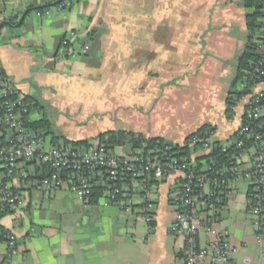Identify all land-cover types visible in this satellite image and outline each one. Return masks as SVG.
Instances as JSON below:
<instances>
[{"label": "crops", "instance_id": "0c3cea01", "mask_svg": "<svg viewBox=\"0 0 264 264\" xmlns=\"http://www.w3.org/2000/svg\"><path fill=\"white\" fill-rule=\"evenodd\" d=\"M158 2L168 10L166 0ZM54 4L56 0H0V23L10 18L15 22L0 28V68L22 95H35L54 106V90L61 88L62 77L86 92L90 84L96 96L104 90L92 85L99 81L105 91L140 89L139 43L141 34L150 39L156 33V0H76L61 9ZM46 5L47 13L34 10ZM186 8L184 3L183 10L168 14V113L187 107L190 99H205L217 107L222 121L227 89L246 41L248 8L241 0H200ZM143 18L149 26L141 31L134 23ZM71 31L80 36V42L72 40L79 54L65 58L60 42ZM257 89H264V82ZM241 115L242 107L221 132L213 118L179 119L175 127L168 121V141L181 144L206 123L216 127V138L226 140ZM173 185L170 176L155 186L152 226L142 219L136 195L131 205L120 207L103 196L88 203L66 188L50 193L23 190L22 206L0 218L17 238L11 255L0 243V264H183V239L170 232L175 219ZM246 214L245 185L233 183L216 227L227 234L232 264H264V221L254 239L247 232Z\"/></svg>", "mask_w": 264, "mask_h": 264}, {"label": "built area", "instance_id": "2783aa9c", "mask_svg": "<svg viewBox=\"0 0 264 264\" xmlns=\"http://www.w3.org/2000/svg\"><path fill=\"white\" fill-rule=\"evenodd\" d=\"M71 1L74 0H64L56 7L64 8ZM260 12L264 23V0ZM79 38L74 31L66 35L70 41L80 42ZM255 38L261 39L263 51L249 74L251 78H261L264 77V24ZM86 46L87 43L82 45L81 52ZM68 53L70 57L76 55V51ZM243 101L247 104L246 121L238 128L232 145L222 149L232 150L230 159L233 160L225 166L217 160L198 166L187 157L168 154V145L159 149L158 155L150 156L149 150L146 154L138 151L123 156L98 145L97 141H90L87 147L63 142L52 144L50 139L28 127L23 95L13 82L0 77V211L15 212L22 206L23 197L13 192L12 187L18 186L21 177H26L31 170V167L27 170L24 161L33 160L48 162L53 171L40 183H35L37 191L50 193L66 187L83 198L91 193L93 180L106 188L105 199L120 207L131 205L133 196H138L141 217L152 226L156 206L151 197L155 188L152 181L171 176L174 177L171 203L175 219L170 232L183 239L182 263L232 264L227 234L219 231L216 223L233 183L245 185L247 210L253 216V224L260 228L264 219V124L255 122L263 115L260 91L255 90ZM204 139V148L195 155L210 150L212 135ZM247 139L251 144L247 145ZM0 237L4 239L7 252H14L15 236L0 232Z\"/></svg>", "mask_w": 264, "mask_h": 264}, {"label": "rangeland", "instance_id": "374dc122", "mask_svg": "<svg viewBox=\"0 0 264 264\" xmlns=\"http://www.w3.org/2000/svg\"><path fill=\"white\" fill-rule=\"evenodd\" d=\"M158 1L160 0H156L158 14L155 18L156 33L154 36L151 34L150 39L141 34L139 43L142 75L137 80L140 81V89L134 87L124 92L105 91L106 86L104 88L99 81L98 84L96 82L92 85H99L104 90L101 91L102 94L96 96L92 94L94 91H91L93 88L89 86L90 84L87 86L90 89L86 92L81 89V86H75L78 84L76 82V84L69 81L65 83L62 77L58 81L59 86L62 84L61 88L54 90L58 104L52 106L48 101H44L41 111L33 110L31 116L38 118L42 112L46 113L51 121L53 132L60 141L64 138H94L101 132L119 129H132L147 135L158 134L168 139V121H171L170 125L175 127L179 119L191 122L194 118L202 121L207 118L216 119L218 131H226L228 126L225 121L233 118L236 120L241 110L240 103L233 108V118L222 119V121V115L217 107L209 105L205 99H190L191 102L187 107L168 113V27L170 24L168 14L183 10L184 3L187 10L200 0H166L168 10H164L165 5ZM159 4L162 8H158ZM147 20L137 19L134 26L139 25L143 31L144 27L149 26ZM133 37L136 38L135 35ZM133 42L134 45H138L136 40ZM148 71L152 73L148 75L146 73ZM112 87L111 84V89ZM236 87L239 88L240 84ZM50 137L51 134L47 135V140ZM116 151L119 152L118 149ZM252 217L251 214H246L247 232L256 239L257 227L253 225Z\"/></svg>", "mask_w": 264, "mask_h": 264}, {"label": "trees", "instance_id": "16d2710c", "mask_svg": "<svg viewBox=\"0 0 264 264\" xmlns=\"http://www.w3.org/2000/svg\"><path fill=\"white\" fill-rule=\"evenodd\" d=\"M63 1L64 0H60L58 3L54 4V6H58ZM74 1H71V3ZM241 1H242V5L245 8H248V13L245 16L247 34H246V41L244 48L237 59L235 75L227 89V93L224 101V105H225L224 114L228 119L231 118L232 114L234 113L233 112L234 106H236L238 103H242L244 97L253 93L255 90H257V86L259 85V83L264 82V77L251 78L249 74L250 69L254 66L255 63H257L263 51L262 47L260 46L261 39L255 38L256 34L260 33V29L263 27L264 24L263 21L260 20V17L262 16L260 12V5L263 0H241ZM48 8H50V5L36 7L34 8V10L42 11ZM31 10L32 8H29L28 12ZM14 23L15 22H13V18H10L9 20L2 21L0 23V28L8 24L12 25ZM93 34H94V30L88 33L89 36H92ZM72 42L73 41L66 39V36L61 40L60 47L66 49V51H63V53L61 54L62 57L66 58L70 56L68 52H72V51H76V55L79 54V52H77V49L74 48V44ZM81 54L85 55L86 49ZM0 77L4 80L6 79V76L1 68H0ZM237 84H240L239 88L236 87ZM259 91L261 93V106L263 109V115L255 122L264 124V89L262 90L259 89ZM23 103L27 110L25 116L29 118L28 127L37 131L42 137H47V135L51 134L50 140L52 144H58L63 142L64 144H72L75 146L87 147L90 141L91 142L97 141L98 145L104 146L106 149L114 150L116 153H120L123 156L133 155L138 153V151H144V154H146L149 150L150 153L149 152L148 153L150 156L158 155V150L163 149L165 146L168 145L169 148L168 154L170 153L173 157H177V158L187 157L189 160H193L195 163H197L198 166H203L204 164H207L212 160H217L222 166H225L228 164L230 160L231 161L233 160L230 159V157H232V150L228 149L227 151H223L222 149L227 145L230 146L232 145L233 138L237 134L238 128L246 121L245 112L247 107V104L243 103V105L241 106L242 115L239 126L234 132H232L229 135V137L226 140H221L216 138L215 137L216 127L210 123H206L198 127L196 130L192 131L191 133H189L181 144H177L168 141V139L164 138L163 136L146 135L142 132L134 131L132 129L108 130L99 133L94 138H89V139L64 138L62 141H60L57 139V136L54 134L51 121L49 120L46 113L42 112L38 118H33L31 116L33 110L41 111V109L43 108L44 101L40 100V98L35 95H23ZM211 135H212V145H210L211 146L210 150L207 153L195 155V153L201 151L204 148V142H205L204 138L211 137ZM249 144H251L250 139H247V145ZM117 149L119 150V152L116 151ZM24 166L27 167V170L28 167H31V170H28L29 172L26 177L24 178L21 177L18 186L12 187V191L18 193L21 196L23 190H27L28 188L35 189L34 188L35 183H40L43 178L50 176L51 173L53 172L48 162H37L33 160H27L24 161ZM60 175L61 177H64L62 173ZM166 178H163L160 181L165 180ZM152 183L156 186L158 185L159 181H152ZM91 184H92L91 193L81 198L82 200L88 203L96 202L98 198L101 196L105 197L104 190L106 188L104 186L95 184L93 180H91ZM63 188L66 187H62L61 189ZM11 213L13 212L0 211V218ZM262 221H264V219ZM257 229L259 230L261 229V227ZM0 232L5 235L13 234L11 231L3 227L1 224H0ZM0 243H4V239L1 237H0ZM16 245H17V238L15 237V247L13 249L14 251L16 249ZM11 251L7 252L8 255H11V253H13Z\"/></svg>", "mask_w": 264, "mask_h": 264}, {"label": "water", "instance_id": "95a60500", "mask_svg": "<svg viewBox=\"0 0 264 264\" xmlns=\"http://www.w3.org/2000/svg\"><path fill=\"white\" fill-rule=\"evenodd\" d=\"M60 0H56V3H58Z\"/></svg>", "mask_w": 264, "mask_h": 264}]
</instances>
